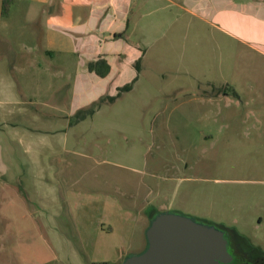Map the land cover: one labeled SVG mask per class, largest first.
I'll list each match as a JSON object with an SVG mask.
<instances>
[{"label":"rangeland","instance_id":"obj_1","mask_svg":"<svg viewBox=\"0 0 264 264\" xmlns=\"http://www.w3.org/2000/svg\"><path fill=\"white\" fill-rule=\"evenodd\" d=\"M145 16L161 20L144 38L131 88L75 115L35 157L47 166L28 183L45 196L31 204L37 219L24 216L18 189L0 185V264H122L147 247L163 211L232 234L251 260V246L264 257V20L242 4L209 17L176 6ZM31 90L32 127L55 128L37 113L59 114L42 102L53 104L57 91L65 100L69 87Z\"/></svg>","mask_w":264,"mask_h":264},{"label":"crops","instance_id":"obj_2","mask_svg":"<svg viewBox=\"0 0 264 264\" xmlns=\"http://www.w3.org/2000/svg\"><path fill=\"white\" fill-rule=\"evenodd\" d=\"M30 1L9 0L0 6V185L18 189L24 216L36 219L39 215L31 204L44 202L45 196L37 189L43 177H39L34 195L28 183L33 184L32 172H43L47 166L37 164L35 157L64 123H75L79 109L105 95H116L121 87L138 79L146 53L144 38L152 36L161 20L151 17L150 23L144 24L145 14L168 12L176 6L187 14L209 17L242 4L264 20V0H34L39 6ZM37 22L38 36L26 37L25 29ZM97 60L109 65L105 76L88 68L89 62ZM56 73L66 80L42 85L43 76ZM31 87H69L65 100L56 90L51 99L55 106L42 102L59 108V114L38 112L37 121L34 116V122L54 124L55 128L32 127L30 105L37 96L31 94ZM105 228L108 232L113 229L111 225ZM248 251L254 253L255 263L264 264V257L256 255L254 247Z\"/></svg>","mask_w":264,"mask_h":264},{"label":"water","instance_id":"obj_3","mask_svg":"<svg viewBox=\"0 0 264 264\" xmlns=\"http://www.w3.org/2000/svg\"><path fill=\"white\" fill-rule=\"evenodd\" d=\"M147 247L122 264H232L234 255L224 230L192 217L163 211L147 229Z\"/></svg>","mask_w":264,"mask_h":264},{"label":"trees","instance_id":"obj_4","mask_svg":"<svg viewBox=\"0 0 264 264\" xmlns=\"http://www.w3.org/2000/svg\"><path fill=\"white\" fill-rule=\"evenodd\" d=\"M8 0H4V3H6ZM102 65H105V68L104 69H101V66ZM136 67H137V70L139 71L140 69V61H138L136 63ZM88 68L91 70V71H95L99 74H101L102 76H105V74H107V72H109V65L107 64V62L105 60H97V61H91L88 63ZM131 88V85L128 84L124 87H121L117 93L116 96H118L121 92L123 91H126V90H129ZM116 96H110V95H105L101 98H99L98 100L92 102L90 105L86 106V107H83L81 109H79L75 115L78 116L80 119H84L86 117V114H92L94 113V111L96 109L99 108V106L106 102L107 99H111L113 100Z\"/></svg>","mask_w":264,"mask_h":264},{"label":"flooded vegetation","instance_id":"obj_5","mask_svg":"<svg viewBox=\"0 0 264 264\" xmlns=\"http://www.w3.org/2000/svg\"><path fill=\"white\" fill-rule=\"evenodd\" d=\"M227 235L229 237L230 248L234 255V261L232 264H258L247 257L248 253H246V251L243 250L244 244L239 245V243L235 241V238L233 237L232 234L227 233Z\"/></svg>","mask_w":264,"mask_h":264}]
</instances>
